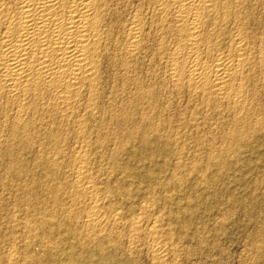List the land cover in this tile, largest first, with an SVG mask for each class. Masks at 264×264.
Segmentation results:
<instances>
[{"label": "bare ground", "instance_id": "1", "mask_svg": "<svg viewBox=\"0 0 264 264\" xmlns=\"http://www.w3.org/2000/svg\"><path fill=\"white\" fill-rule=\"evenodd\" d=\"M248 152L264 170V0H0V264L142 233L164 262L192 195L250 202Z\"/></svg>", "mask_w": 264, "mask_h": 264}, {"label": "rangeland", "instance_id": "2", "mask_svg": "<svg viewBox=\"0 0 264 264\" xmlns=\"http://www.w3.org/2000/svg\"><path fill=\"white\" fill-rule=\"evenodd\" d=\"M2 106L7 107L4 103ZM8 133V127L4 126L1 134L6 136ZM247 159H250L249 162L232 174L239 181L230 186L237 198H249L250 202L232 207L227 201L228 196L224 195L218 208L192 195L195 206L189 211L190 220L187 223L177 220L170 222L173 229L169 232L168 220L175 214H166V220L161 223L162 229L155 235L159 242L174 243L167 250L164 262L155 259L151 248L152 237L145 233L134 239L120 234L116 236L113 246L105 240L103 251L113 254L114 259L110 260H102V252L92 244H87L90 245L88 247H74L71 251L57 248L53 255L63 259L69 252V256L72 254L86 263L94 264H264V170L251 168L260 162L252 152L247 153ZM253 177L257 181L240 185V182H252ZM15 182L23 184L19 180ZM185 189H189V186ZM202 227L206 228L204 232L200 231ZM68 239L69 243L76 244L75 238ZM31 255L29 252L26 258H31Z\"/></svg>", "mask_w": 264, "mask_h": 264}]
</instances>
